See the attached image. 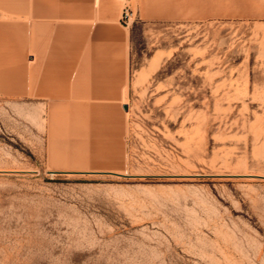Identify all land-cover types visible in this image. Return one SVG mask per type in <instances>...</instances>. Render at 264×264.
Segmentation results:
<instances>
[{
    "label": "rangeland",
    "instance_id": "1",
    "mask_svg": "<svg viewBox=\"0 0 264 264\" xmlns=\"http://www.w3.org/2000/svg\"><path fill=\"white\" fill-rule=\"evenodd\" d=\"M87 1L0 0V264H264V0Z\"/></svg>",
    "mask_w": 264,
    "mask_h": 264
},
{
    "label": "crops",
    "instance_id": "2",
    "mask_svg": "<svg viewBox=\"0 0 264 264\" xmlns=\"http://www.w3.org/2000/svg\"><path fill=\"white\" fill-rule=\"evenodd\" d=\"M86 5L88 8H92L86 12L87 17H91L89 20L112 24L120 21L124 0H91L87 1ZM79 6L80 0H23L22 14L26 18V22L37 23V29L40 32L46 28V24L63 21L64 14L69 17V19H66L67 21H79ZM52 33L54 34L51 38L56 39V32ZM39 38L46 39L47 36H41L40 33ZM52 49L54 50L47 53H59L56 42L54 45L52 44Z\"/></svg>",
    "mask_w": 264,
    "mask_h": 264
},
{
    "label": "built area",
    "instance_id": "3",
    "mask_svg": "<svg viewBox=\"0 0 264 264\" xmlns=\"http://www.w3.org/2000/svg\"><path fill=\"white\" fill-rule=\"evenodd\" d=\"M134 12L129 6H125L122 13V21L125 22V24H130L134 20Z\"/></svg>",
    "mask_w": 264,
    "mask_h": 264
}]
</instances>
